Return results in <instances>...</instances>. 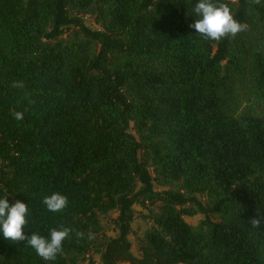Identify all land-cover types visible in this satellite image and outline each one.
I'll return each instance as SVG.
<instances>
[{
    "label": "trees",
    "instance_id": "1",
    "mask_svg": "<svg viewBox=\"0 0 264 264\" xmlns=\"http://www.w3.org/2000/svg\"><path fill=\"white\" fill-rule=\"evenodd\" d=\"M194 2L0 0V193L26 234L70 229L52 262L0 239V264H264V0H219L241 25L219 41Z\"/></svg>",
    "mask_w": 264,
    "mask_h": 264
},
{
    "label": "clouds",
    "instance_id": "2",
    "mask_svg": "<svg viewBox=\"0 0 264 264\" xmlns=\"http://www.w3.org/2000/svg\"><path fill=\"white\" fill-rule=\"evenodd\" d=\"M195 17L189 28L194 36H202L212 41H219L228 35H235L241 30V25L234 19L230 8L219 0H195L192 6ZM16 120L23 119V113L16 112ZM13 196L0 193V239L15 243L24 241L43 261L52 262L61 252L63 242L68 238L70 229L53 228L47 236L36 231L26 234L28 204L21 200L10 201ZM42 204L48 212L57 213L66 208L67 197L59 192H52L42 199ZM261 219L250 218L248 223L253 229L259 228ZM82 236V233H77ZM89 235V239H91Z\"/></svg>",
    "mask_w": 264,
    "mask_h": 264
},
{
    "label": "rangeland",
    "instance_id": "3",
    "mask_svg": "<svg viewBox=\"0 0 264 264\" xmlns=\"http://www.w3.org/2000/svg\"><path fill=\"white\" fill-rule=\"evenodd\" d=\"M86 24L88 25V27H90L93 30H100V27L95 23L94 18L87 16L85 18ZM248 105L247 100L245 99L243 101V108H246ZM255 110L259 112H261V106H257L255 107ZM133 126V125H132ZM135 136L136 133L132 132ZM157 191H161L162 189L159 187H156ZM203 201L204 198H202ZM135 211H136V219L135 222L133 223L132 227H133V233L132 235H130L129 239L132 242V253L134 256H136L137 258H140V252L138 250V245H137V241L138 239H141L145 233V231H147L150 227H151V222L147 219H145L142 215H147V212L144 211L143 209H141V207L139 206H135L134 207ZM112 218L116 217V214L114 213L113 215H111ZM204 220L203 216H195L193 218L190 217H185V221L190 224L193 227H197L199 226V224ZM103 227H104V231L106 232V234L110 237H115L116 233L113 232L112 227L109 224V221H106V219L103 220ZM94 261L96 264H101L100 262V257L99 255H94ZM80 264H90L88 261H84Z\"/></svg>",
    "mask_w": 264,
    "mask_h": 264
}]
</instances>
